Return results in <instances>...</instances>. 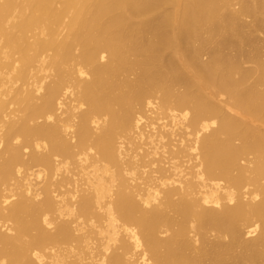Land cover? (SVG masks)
<instances>
[{
  "label": "bare ground",
  "instance_id": "6f19581e",
  "mask_svg": "<svg viewBox=\"0 0 264 264\" xmlns=\"http://www.w3.org/2000/svg\"><path fill=\"white\" fill-rule=\"evenodd\" d=\"M244 18L264 0H0V264H264Z\"/></svg>",
  "mask_w": 264,
  "mask_h": 264
},
{
  "label": "rangeland",
  "instance_id": "374dc122",
  "mask_svg": "<svg viewBox=\"0 0 264 264\" xmlns=\"http://www.w3.org/2000/svg\"><path fill=\"white\" fill-rule=\"evenodd\" d=\"M243 20L246 23V25H248V27L245 28L243 32V35L245 36V38H247L248 42L243 46L242 51L243 53L247 54L251 50L255 51L256 49L264 45V29L257 30L256 28H254L252 18H244ZM259 49H260L259 51L260 54H262V56L264 57V49L263 48H259ZM224 52L229 54L230 56H237L241 58V60L244 62L245 56L237 54L236 50L233 47L225 48ZM164 57L168 58V57H172V55L169 52H166ZM202 59L206 60L207 55H204ZM244 66L252 67V64L251 65L245 64ZM133 77L134 76H131L130 78ZM210 240H213V238H210Z\"/></svg>",
  "mask_w": 264,
  "mask_h": 264
}]
</instances>
